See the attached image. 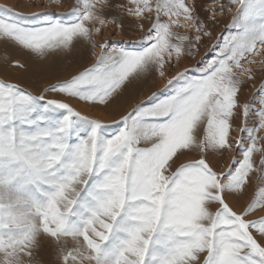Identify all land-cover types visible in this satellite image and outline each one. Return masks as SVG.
Masks as SVG:
<instances>
[{
  "label": "snow or ice",
  "instance_id": "6c2138e0",
  "mask_svg": "<svg viewBox=\"0 0 264 264\" xmlns=\"http://www.w3.org/2000/svg\"><path fill=\"white\" fill-rule=\"evenodd\" d=\"M112 7L75 0L56 18L33 13L30 22L0 6V43L46 60L89 42L100 49L95 63L44 92L106 106L126 83L153 71L164 77L166 64L211 36L196 0H126L115 8L144 31L142 46L109 50L94 37L100 26L123 27L105 16ZM205 10L217 23L231 13L237 31L198 77L177 73L168 94L135 105L114 132L63 100L0 79V264H46V245L55 264H264V215L249 218L264 210V83L260 108L239 100L253 66L264 64V0H212ZM241 114L240 155L217 170L209 157L233 150Z\"/></svg>",
  "mask_w": 264,
  "mask_h": 264
},
{
  "label": "rangeland",
  "instance_id": "374dc122",
  "mask_svg": "<svg viewBox=\"0 0 264 264\" xmlns=\"http://www.w3.org/2000/svg\"><path fill=\"white\" fill-rule=\"evenodd\" d=\"M122 2H126V0H111L113 7L105 10V16L107 18L116 17L120 19L123 27L117 28L112 24L100 26L101 34L95 35L94 38L97 43L107 41L109 50L113 47L139 50L142 46L141 38L144 36V31L137 27V22L134 18L126 16L115 8L116 4ZM196 2L197 14L205 21L211 36L202 37L196 49H193L194 55H186L181 58L179 63L166 64L164 77H160L158 72L153 71L139 79H133L131 82L126 83L123 91L106 106L86 103L76 98H68L61 93L44 92V89L50 85L70 79L73 75L95 63V56L100 52V49L93 48L87 41L78 42L70 53L51 56L46 60L31 56L11 45L0 43V79L14 82L36 95L43 93L46 99L63 100L82 115L98 119L108 125V130L114 132L119 125L113 122L119 121L120 117L130 111L135 105L147 102L153 93H156L159 98H163L164 95L168 94L173 85H167V80L176 76L177 73L184 72L187 78L198 77L205 65L217 57L225 40L237 31V29L228 26L231 23V13H226L223 16L218 15L217 20L219 22L217 23L208 18L209 11L205 10L206 7H210L212 0H196ZM222 2H226V0H222ZM74 4L75 0H60L59 3H52L51 0H0V6L12 8L15 12L27 17L30 22L35 19L31 15L33 13L43 14L41 19L49 14L56 18L58 13L66 12ZM147 27L148 25L145 24V29ZM179 31L183 34L184 30ZM5 58L8 61L18 60L24 67H14L6 62ZM255 59L259 61L262 57H256ZM253 67L256 70L255 79L251 81L245 80L241 85L239 100L241 104L248 103L253 109H258L261 107L259 104L261 93L258 89L261 83H264V64L258 63ZM173 83L175 84L176 82L174 81ZM243 120L244 118L241 114L232 121L233 130L230 134V142L233 144V150L223 154L216 153L209 157L213 167L217 170L226 169L231 163L232 157L240 155L235 141L243 135L238 130L243 125ZM255 121V116L250 117L248 126L251 127ZM261 135H264V132ZM192 158L194 157L188 156L185 159ZM251 195L252 190L250 189L248 196L238 202L234 201L235 210L238 212L242 210L249 202ZM262 215H264V210H257L249 218L255 219ZM41 256L46 264H55V252L50 245L45 246Z\"/></svg>",
  "mask_w": 264,
  "mask_h": 264
}]
</instances>
